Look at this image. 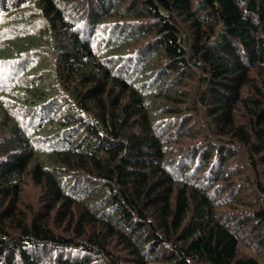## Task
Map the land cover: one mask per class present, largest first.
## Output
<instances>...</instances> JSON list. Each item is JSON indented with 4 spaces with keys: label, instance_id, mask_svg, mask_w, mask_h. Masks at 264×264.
Masks as SVG:
<instances>
[{
    "label": "trees",
    "instance_id": "obj_1",
    "mask_svg": "<svg viewBox=\"0 0 264 264\" xmlns=\"http://www.w3.org/2000/svg\"><path fill=\"white\" fill-rule=\"evenodd\" d=\"M0 264H264V0H0Z\"/></svg>",
    "mask_w": 264,
    "mask_h": 264
},
{
    "label": "rangeland",
    "instance_id": "obj_2",
    "mask_svg": "<svg viewBox=\"0 0 264 264\" xmlns=\"http://www.w3.org/2000/svg\"><path fill=\"white\" fill-rule=\"evenodd\" d=\"M32 189V190H31ZM26 193L29 195V199H33L34 201H38L39 200V195H40V189L39 188H33L32 186H29L27 188Z\"/></svg>",
    "mask_w": 264,
    "mask_h": 264
}]
</instances>
